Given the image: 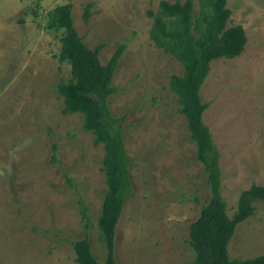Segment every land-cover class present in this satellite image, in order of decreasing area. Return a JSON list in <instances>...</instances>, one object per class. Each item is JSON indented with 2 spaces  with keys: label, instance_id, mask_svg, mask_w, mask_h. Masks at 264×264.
I'll return each instance as SVG.
<instances>
[{
  "label": "rangeland",
  "instance_id": "obj_1",
  "mask_svg": "<svg viewBox=\"0 0 264 264\" xmlns=\"http://www.w3.org/2000/svg\"><path fill=\"white\" fill-rule=\"evenodd\" d=\"M161 1L0 0V264H78L69 241L84 237L99 263L106 262L98 229L107 191L104 148L83 128L81 115L62 113L56 91L69 80L70 66L59 61L63 31L49 27L48 13L69 3L84 43L102 46V65L125 46L110 109L127 117L134 191L116 228L115 263L194 264L189 226L210 189L170 87L183 67L150 39L148 12L158 11ZM193 1L199 10L200 0ZM227 7L228 27L242 26L247 44L239 57L211 63L200 95L209 104L203 121L221 155L232 217L241 193L264 185V0H227ZM229 253L232 259L264 256V201L238 226Z\"/></svg>",
  "mask_w": 264,
  "mask_h": 264
},
{
  "label": "trees",
  "instance_id": "obj_2",
  "mask_svg": "<svg viewBox=\"0 0 264 264\" xmlns=\"http://www.w3.org/2000/svg\"><path fill=\"white\" fill-rule=\"evenodd\" d=\"M43 1V0H40ZM91 5L85 10L88 21ZM71 3L59 5L48 13V25L63 31L60 39L59 61L70 66V78L57 85L56 91L64 99V115L79 114L83 128L95 136V145H103L102 171L107 191L98 219L99 238L107 250L105 264L115 263V232L122 212L133 194L131 160L125 149L123 122L126 116L116 117L110 109V98L116 93L113 78L125 50L120 45L107 65L99 59L102 46L90 49L79 35L72 16ZM232 12L227 0H200L196 10L193 0L161 1L153 19L150 39L156 48L173 56L183 67L182 76L174 75L170 87L178 98L180 113L187 121L192 141L196 144V158L207 174L210 199L202 205L198 218L189 232V245L194 264H264V256L232 259L229 245L240 224L255 214V203L264 201V185H253L241 193L237 211L228 214L222 193L221 155L203 115L209 104L203 103L200 91L209 75L213 61L235 59L245 50L247 37L242 26L228 27ZM54 151L57 147L53 146ZM53 161L57 162L56 154ZM82 219L88 227L86 210ZM78 264H100L88 237L69 241Z\"/></svg>",
  "mask_w": 264,
  "mask_h": 264
}]
</instances>
